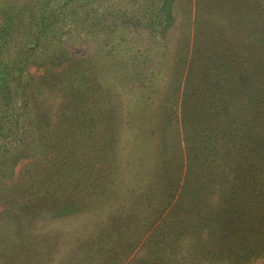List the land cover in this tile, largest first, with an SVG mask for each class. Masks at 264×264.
<instances>
[{
  "label": "trees",
  "instance_id": "obj_1",
  "mask_svg": "<svg viewBox=\"0 0 264 264\" xmlns=\"http://www.w3.org/2000/svg\"><path fill=\"white\" fill-rule=\"evenodd\" d=\"M175 1L163 0L167 29L174 23ZM219 1L228 5L226 24L214 22L208 39L200 36L197 43L196 38L187 91L175 83L170 103L161 108L162 164L155 186L167 180L172 190L156 209L151 194L143 195L139 227L147 229L142 240L135 241V229L106 243L104 235L98 236L76 264H110L108 257L124 247L130 254L119 264H254L264 259V0ZM96 3L34 0L20 9L1 7L5 20L27 22L30 41L25 40L31 44L25 49L24 42L7 61L0 59V84L8 93L0 137L13 135L0 144V200L8 203L0 211V264H31L23 252L39 239L33 230L48 214L47 199L54 197L51 177L60 179L59 194L81 209L88 208L90 197L105 202L113 193L119 170L115 95L102 91L89 61L76 51L83 37L91 43L95 35L111 33L109 18L112 24L119 18L102 14ZM8 24L0 25V33L11 40L16 30ZM64 26L75 43L72 37L55 39L54 47L36 55L41 39L55 28L65 35L59 32ZM5 48L0 42L1 56ZM33 59L45 74L31 73ZM213 62L223 67V76L211 73ZM63 95L64 108L51 100ZM14 97L21 105L12 115ZM37 106L45 115L40 126L33 112ZM69 110L71 118L64 119ZM20 128L24 138L19 139ZM25 160L30 162L17 173ZM150 216H155L152 225ZM96 254L104 255L102 261Z\"/></svg>",
  "mask_w": 264,
  "mask_h": 264
},
{
  "label": "rangeland",
  "instance_id": "obj_2",
  "mask_svg": "<svg viewBox=\"0 0 264 264\" xmlns=\"http://www.w3.org/2000/svg\"><path fill=\"white\" fill-rule=\"evenodd\" d=\"M27 1L34 0H0V11L3 6H17L20 9ZM218 1L176 0L173 4L174 23L167 29L165 16L161 11L163 0H96V7L100 12L103 11L102 14L104 12L114 14L119 18L113 24L112 19L109 18L113 27L111 33L107 30L105 36L95 35L91 43L84 41L83 37L80 42L76 41L78 46L75 50L81 58L84 57L89 61L94 74L99 77L102 91H106L108 96V91L115 95L118 115L116 123L119 131L117 140L119 158L116 160L119 170L113 176L116 183L112 195L110 192V197L105 202H101L96 196L90 197L88 201L91 203L88 204V208L81 209L67 195V197L60 195L58 190L60 179L51 177L50 191L54 197L47 199L48 214L34 226L33 230L34 235L37 234L35 236L39 239L23 252V258H27L29 263L76 264L80 262L79 258L85 257L84 250L88 249L98 236L104 235L103 243L111 242L112 239L121 237L128 229H135L133 233L135 241L142 240V233L147 229L139 227L143 212L141 202L143 195L151 194L154 200L152 208L156 209L162 202L161 199H165L167 191L172 190L167 189V180L164 183L161 181L160 186H155L158 183L156 182L158 174L161 172L159 164H162L158 156L161 141V108L170 103L169 97L173 93L172 87L175 83L182 86V91L188 84L186 79L188 63L193 57L196 38L197 43L200 36L208 39L209 34L214 33L216 28L212 26L214 22L217 25L226 24L228 5L225 1L219 3ZM4 3L6 4L3 5ZM9 21L16 31L11 40L9 36H5L9 34L0 33V42L6 43L4 54L0 55V59L4 58L5 61L9 54L18 50L24 42L25 49H29L31 44L25 40L30 41L26 29L27 22L14 23L13 20H5L0 13V25L3 22L8 24ZM59 29V32L65 35H58L57 29H53L52 35L41 39L42 48H38L36 55L48 46L54 47L55 39L65 40L72 37L73 41L70 42L75 43V36L67 34L69 27L64 26ZM32 33L34 30H31ZM36 55L34 59L38 58ZM35 61L30 65L31 73L45 74V67L39 68ZM211 68V73L223 76L224 70L219 63L213 62ZM225 75L229 74L225 72ZM184 91L186 92L187 89ZM6 93V87L0 84V112L8 108ZM51 100L62 108L67 104L64 95L52 97ZM11 103L13 108H9V111L15 115L21 103L16 97L12 98ZM173 106L179 107L180 104L173 103ZM33 112L38 113L36 118H42L41 122L35 118L38 126L42 125L45 116H41L42 110L37 106L34 107ZM63 114L64 119L71 118L67 115L70 114V110ZM61 124L58 123L59 126ZM11 134L6 132L0 137V144L9 142L13 138ZM17 134L19 139L22 136L24 138L21 128ZM186 148V142H182L181 149L185 151ZM29 162L30 160H25L20 164L17 173ZM54 190L56 193L53 192ZM7 204L0 200V211H3ZM25 211L23 209L20 213L23 214ZM154 220L155 216H150L149 223L151 221L152 225ZM1 240L3 238L0 237ZM127 254H130L127 247L121 248V253L117 252L115 258L108 257L110 264L123 262ZM96 255L99 260L104 257L102 254ZM254 264H264V259Z\"/></svg>",
  "mask_w": 264,
  "mask_h": 264
}]
</instances>
